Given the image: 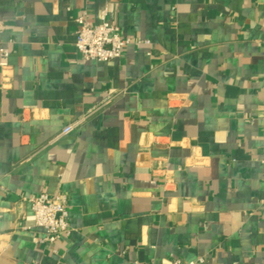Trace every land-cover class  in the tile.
<instances>
[{
    "label": "crops",
    "instance_id": "crops-1",
    "mask_svg": "<svg viewBox=\"0 0 264 264\" xmlns=\"http://www.w3.org/2000/svg\"><path fill=\"white\" fill-rule=\"evenodd\" d=\"M105 7L133 40L86 60ZM0 46V264H264V0H0ZM39 192L67 196L54 244Z\"/></svg>",
    "mask_w": 264,
    "mask_h": 264
},
{
    "label": "built area",
    "instance_id": "built-area-1",
    "mask_svg": "<svg viewBox=\"0 0 264 264\" xmlns=\"http://www.w3.org/2000/svg\"><path fill=\"white\" fill-rule=\"evenodd\" d=\"M110 1V0H107ZM104 8L102 20L97 23H91L87 20V12L83 11L75 18V42L74 45L81 56L86 60L110 61L120 58L123 48L132 42L133 38L124 37L119 32V26L116 23L109 22L105 18ZM137 42L149 43V40L137 39ZM8 50L0 46V66H5ZM111 96L106 97L101 103L93 108L80 114L73 121L65 124L60 132L55 136L58 138L73 131L83 121L92 114L100 110L104 105L111 101ZM260 161L263 165L262 180L264 182V148ZM29 209L33 216L32 226L41 230V236L38 241L41 243H56L61 237L69 233V224L67 221V196L65 194H49L47 192H39L31 194L26 198ZM204 258L198 257L196 260H183L175 258L170 264H202ZM134 264H155L148 262L135 261Z\"/></svg>",
    "mask_w": 264,
    "mask_h": 264
}]
</instances>
